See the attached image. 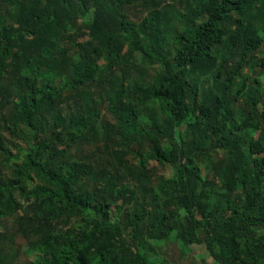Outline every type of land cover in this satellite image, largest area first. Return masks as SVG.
Segmentation results:
<instances>
[{"label": "trees", "instance_id": "1", "mask_svg": "<svg viewBox=\"0 0 264 264\" xmlns=\"http://www.w3.org/2000/svg\"><path fill=\"white\" fill-rule=\"evenodd\" d=\"M128 7L148 10L133 22ZM261 47L264 0H0L2 128L31 135L21 147L0 128V251L6 233L34 251L8 264H162L166 239L264 264ZM104 90L113 121L98 132ZM80 142L93 149L71 154ZM150 161L172 170L156 187Z\"/></svg>", "mask_w": 264, "mask_h": 264}, {"label": "rangeland", "instance_id": "2", "mask_svg": "<svg viewBox=\"0 0 264 264\" xmlns=\"http://www.w3.org/2000/svg\"><path fill=\"white\" fill-rule=\"evenodd\" d=\"M148 7H141L140 8H133L128 7L125 10H122V15L124 18L131 20L133 22H138L144 14L147 12ZM10 20V19H9ZM261 50L264 52V47H261ZM125 49H123L122 53H125ZM262 57H264V53L261 54ZM124 60L130 62V63H136L138 65V69L141 72H146L145 74H151L152 70L151 68L146 66V63H144L138 54L134 55H122ZM259 55H256L254 57V60L257 59ZM101 63V61H100ZM68 71H70V68H68ZM262 72V67H254L251 71L243 70V74L247 73V75H250L252 78L257 77L259 73ZM101 77H110L112 75L111 71L109 69H104L103 71L98 74V78ZM260 78L263 79V76L260 75ZM96 83H91L86 88V93L84 94V98L88 99V97H94L96 94ZM99 87V84H98ZM99 89V88H98ZM110 92L104 90L101 92V102L99 106L97 107V113L98 115L95 117L96 127L98 129V132H101V129L103 126H106L107 124L112 123V118L110 114L107 112V97H109ZM145 106L150 107L152 109H155V103L151 102L150 100L145 102ZM242 106V104H238V107ZM3 115L0 116V128H1V134L5 136L7 139L11 140L12 143H17L19 146L24 147L25 140L30 138L29 131L25 128H23V134L25 136V139H17L13 137L10 133L3 130L2 123ZM264 126V124H263ZM253 136L256 135V133H252ZM113 140V139H111ZM141 145H143L145 149V140L142 139L139 142ZM163 145L169 146L170 143L166 141L165 139L162 141ZM94 147L101 148L100 142H94ZM130 151L126 154V159L129 160L130 163H136L140 159V153L142 152V149H140V145L138 143H133L130 147ZM89 149H93L92 144L88 142H80V144L73 146L70 150L71 154L77 155L80 150L83 152L88 151ZM143 149V150H144ZM215 153H217V150H214ZM80 153V152H79ZM217 156V155H214ZM199 173L202 178H205L208 173L209 165L207 163H202L199 160L197 161ZM149 166H153L154 173L152 175V182L155 187L158 185V177L162 176L164 178H168L171 174V167L169 165H160L153 161L149 162ZM114 210V207H112ZM8 219L3 220V225L6 227L4 228V231L8 229ZM8 232V231H7ZM257 234H264V226H261L257 230ZM6 241L4 242V247L0 251V264H8L11 261H15V258L18 257L19 261L22 263L29 262L32 260V253L34 252L29 246L28 242L29 240L25 237L21 236L20 234L16 235H10L6 233ZM190 252H185L182 249V246L177 241H171V240H165L159 243V246L157 247V251L160 256V261L162 264H215L213 259L209 256L208 252L206 251L203 244H191L190 246Z\"/></svg>", "mask_w": 264, "mask_h": 264}]
</instances>
